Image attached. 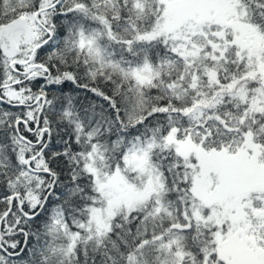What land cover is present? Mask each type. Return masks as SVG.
<instances>
[{
    "label": "snow or ice",
    "instance_id": "1",
    "mask_svg": "<svg viewBox=\"0 0 264 264\" xmlns=\"http://www.w3.org/2000/svg\"><path fill=\"white\" fill-rule=\"evenodd\" d=\"M0 264H264V0H0Z\"/></svg>",
    "mask_w": 264,
    "mask_h": 264
}]
</instances>
